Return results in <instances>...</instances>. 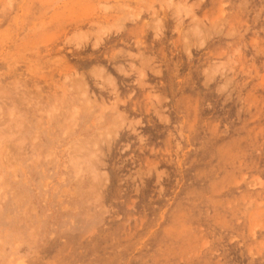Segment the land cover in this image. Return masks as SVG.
I'll use <instances>...</instances> for the list:
<instances>
[{"label": "rangeland", "instance_id": "1", "mask_svg": "<svg viewBox=\"0 0 264 264\" xmlns=\"http://www.w3.org/2000/svg\"><path fill=\"white\" fill-rule=\"evenodd\" d=\"M0 264H264V0H0Z\"/></svg>", "mask_w": 264, "mask_h": 264}]
</instances>
